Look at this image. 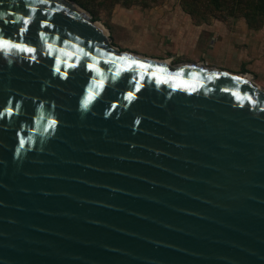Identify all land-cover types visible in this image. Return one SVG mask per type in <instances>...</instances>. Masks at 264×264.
<instances>
[{
  "label": "water",
  "instance_id": "obj_1",
  "mask_svg": "<svg viewBox=\"0 0 264 264\" xmlns=\"http://www.w3.org/2000/svg\"><path fill=\"white\" fill-rule=\"evenodd\" d=\"M0 38L32 49L0 48V264H264L247 74L122 52L68 0H0Z\"/></svg>",
  "mask_w": 264,
  "mask_h": 264
},
{
  "label": "crops",
  "instance_id": "obj_2",
  "mask_svg": "<svg viewBox=\"0 0 264 264\" xmlns=\"http://www.w3.org/2000/svg\"><path fill=\"white\" fill-rule=\"evenodd\" d=\"M143 1L112 8L108 31L112 39L113 34L123 31L147 47H157L166 55L162 60L172 55L201 58L208 57V53H225L229 59L244 64L250 75L255 76L254 70L260 69L264 74V23L249 25V13L240 10L241 4L247 6L253 0L240 2L238 9H226L220 0ZM255 6L260 7L257 13L263 21L264 0H255Z\"/></svg>",
  "mask_w": 264,
  "mask_h": 264
},
{
  "label": "rangeland",
  "instance_id": "obj_3",
  "mask_svg": "<svg viewBox=\"0 0 264 264\" xmlns=\"http://www.w3.org/2000/svg\"><path fill=\"white\" fill-rule=\"evenodd\" d=\"M78 7H80L82 10L87 12L91 18L98 22L100 25H102L107 31L110 32L111 27V12L112 8H114L118 4H123L125 6L132 4V3H144L143 0H68ZM246 0H220V5L224 6L226 9H229L230 7L232 9L236 8L238 9L239 3H244ZM242 8L241 11H244V9L247 10L248 14V24L252 26H261L262 23H264V20L262 21V18L260 17L259 12L260 7L255 6V0L252 1L250 5H243L241 4ZM264 11V8H262ZM225 10V9H224ZM118 33L122 34L121 37L118 35ZM116 32V34H113L112 44L117 47L120 51L132 53L135 55L142 56L147 59H155V60H162L163 57H165V53L161 52L157 47H150L145 46L141 42V40H137L133 37H129L125 32L119 31ZM198 60H201L202 63L207 67H212L218 70H225L233 73H243V74H251L250 71L245 69V65L241 63H236L234 60H231L227 57V54H221L213 56L211 53H208V57H193L189 55H172V58L170 60L171 65H177L182 62H189L194 63ZM256 75H251L252 81L258 85L260 88L264 90V74L262 73V69L260 70H254ZM259 71V72H257ZM249 74V75H250Z\"/></svg>",
  "mask_w": 264,
  "mask_h": 264
},
{
  "label": "snow or ice",
  "instance_id": "obj_4",
  "mask_svg": "<svg viewBox=\"0 0 264 264\" xmlns=\"http://www.w3.org/2000/svg\"><path fill=\"white\" fill-rule=\"evenodd\" d=\"M29 22V18L28 17H25L23 19V23L24 25H27ZM25 29L24 28H21L20 31L23 32ZM0 48H3V49H8V48H17V49H23L25 51H28V52H31L32 49L31 48H25L23 45H20V44H16L14 42H11L9 40H4L2 38H0ZM132 63H139L138 61H133ZM141 67H143V65H141ZM235 80H240L239 77H235L234 78ZM6 111H10V110H6Z\"/></svg>",
  "mask_w": 264,
  "mask_h": 264
},
{
  "label": "bare ground",
  "instance_id": "obj_5",
  "mask_svg": "<svg viewBox=\"0 0 264 264\" xmlns=\"http://www.w3.org/2000/svg\"><path fill=\"white\" fill-rule=\"evenodd\" d=\"M103 28H104V27H103ZM104 30H105L106 32H108L107 29L104 28ZM195 64H199V63H195ZM247 78H248V79H251L252 77H251V75L247 74Z\"/></svg>",
  "mask_w": 264,
  "mask_h": 264
},
{
  "label": "trees",
  "instance_id": "obj_6",
  "mask_svg": "<svg viewBox=\"0 0 264 264\" xmlns=\"http://www.w3.org/2000/svg\"><path fill=\"white\" fill-rule=\"evenodd\" d=\"M93 20V19H92ZM94 21V20H93Z\"/></svg>",
  "mask_w": 264,
  "mask_h": 264
}]
</instances>
